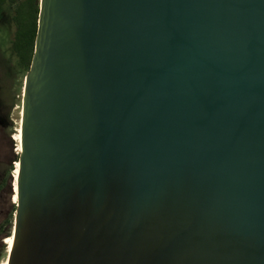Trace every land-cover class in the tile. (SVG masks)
I'll return each mask as SVG.
<instances>
[{"label": "water", "instance_id": "water-1", "mask_svg": "<svg viewBox=\"0 0 264 264\" xmlns=\"http://www.w3.org/2000/svg\"><path fill=\"white\" fill-rule=\"evenodd\" d=\"M8 264H264V0H41Z\"/></svg>", "mask_w": 264, "mask_h": 264}, {"label": "rangeland", "instance_id": "rangeland-1", "mask_svg": "<svg viewBox=\"0 0 264 264\" xmlns=\"http://www.w3.org/2000/svg\"><path fill=\"white\" fill-rule=\"evenodd\" d=\"M23 2L25 0H19ZM18 3L12 4L8 3L3 7L2 14L0 15V68L2 69V73L0 75V100H9L16 102L15 108L12 111V160L13 165H11V175L15 174L17 167L19 166V162L17 163L18 157L20 156L19 151V129L21 128V120H22V111H23V93L22 85L24 80V75L26 70L21 67L15 68L13 71H10L9 68L4 64L6 57L10 55V38L13 28L15 27L12 18L15 14V8ZM12 76V77H11ZM25 85V84H24ZM25 88V87H24ZM17 94H20L18 98ZM18 134V135H17ZM21 145V144H20ZM21 150V146H20ZM17 164V165H16ZM19 168V167H18ZM13 178V176H12ZM17 180V178H16ZM17 183V182H16ZM15 183V186H16ZM11 190H6L3 195V199L0 201V232L5 230L8 232L6 234L12 233V228L15 223V215L13 212L15 211V202L14 196H11ZM15 191L13 194L15 195ZM15 213V212H14ZM10 232V233H9ZM2 237L0 236V241ZM3 240L7 246V249L3 252L2 258L0 259V264H5L8 261L9 257V245L6 241Z\"/></svg>", "mask_w": 264, "mask_h": 264}, {"label": "flooded vegetation", "instance_id": "flooded-vegetation-1", "mask_svg": "<svg viewBox=\"0 0 264 264\" xmlns=\"http://www.w3.org/2000/svg\"><path fill=\"white\" fill-rule=\"evenodd\" d=\"M16 3H18L16 6L17 8L19 3L21 2L18 0ZM16 3H12V4H16ZM16 8H15V14L12 18V21L15 27L13 28V31L11 33V38H10V55L9 56L6 55L8 59H6L4 64L9 68L10 71H13L15 68L21 67V66L22 68L26 70V73L24 75L22 90H21V92L23 93V99H24V87H25L24 84L26 81V75H27L28 69L25 65L24 60L21 58V56L19 55L16 49L17 33L19 30L17 23L15 21V17L17 15ZM2 10L3 8L0 11V15L2 14ZM1 73H2V69L0 68V75ZM19 95L20 94H17L16 98H18ZM15 105H16V102L9 101L8 99L0 100V201L4 198L3 195L5 194V191L9 189L12 191L11 196L12 197L14 196L15 198V195L13 194V192L14 191L16 192L15 183L17 182L16 178L18 177V174H19L18 167H17L15 174L13 175H11V170H10L11 165H13L12 164L13 163V160H12L13 145H12V140H11L12 138L11 130L13 129L12 111L14 110ZM22 114H23V111H22ZM21 124H22V120H21ZM20 144H21V141L19 143V151H20L19 153L21 155L22 149L20 150ZM16 162L18 163L20 162V160H16Z\"/></svg>", "mask_w": 264, "mask_h": 264}, {"label": "trees", "instance_id": "trees-1", "mask_svg": "<svg viewBox=\"0 0 264 264\" xmlns=\"http://www.w3.org/2000/svg\"><path fill=\"white\" fill-rule=\"evenodd\" d=\"M17 1L18 0H0V11L6 4L16 3ZM40 10L41 0H25L19 3L16 8L17 15L15 17V21L19 28L17 33L16 49L21 58L24 60L28 71L30 70L35 52ZM18 158V160H20V156ZM16 210L17 205H15V213L13 212V215L16 214ZM12 230L14 231V227ZM13 231L12 233L9 232L10 234H6L8 232H5V230L0 232V236L2 237L0 241V259L2 258L3 252L7 249L3 240L13 236Z\"/></svg>", "mask_w": 264, "mask_h": 264}, {"label": "bare ground", "instance_id": "bare-ground-1", "mask_svg": "<svg viewBox=\"0 0 264 264\" xmlns=\"http://www.w3.org/2000/svg\"><path fill=\"white\" fill-rule=\"evenodd\" d=\"M19 140L20 141L22 140V129H19ZM20 166H21V163L19 162V166H18L19 167V172H20ZM15 187H16L15 202H18V184L17 183H16ZM6 241H7L8 245H9V252H10V250H11V248L13 246V243H14V233H13V236L8 238ZM5 264H8V262H6Z\"/></svg>", "mask_w": 264, "mask_h": 264}]
</instances>
